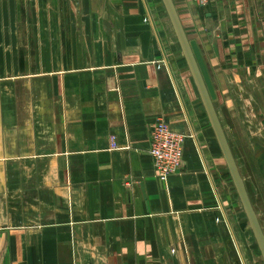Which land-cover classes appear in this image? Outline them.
Returning a JSON list of instances; mask_svg holds the SVG:
<instances>
[{
    "label": "crops",
    "instance_id": "1",
    "mask_svg": "<svg viewBox=\"0 0 264 264\" xmlns=\"http://www.w3.org/2000/svg\"><path fill=\"white\" fill-rule=\"evenodd\" d=\"M173 1L264 232V0ZM0 264H264L162 0H0Z\"/></svg>",
    "mask_w": 264,
    "mask_h": 264
},
{
    "label": "water",
    "instance_id": "2",
    "mask_svg": "<svg viewBox=\"0 0 264 264\" xmlns=\"http://www.w3.org/2000/svg\"><path fill=\"white\" fill-rule=\"evenodd\" d=\"M169 16L181 50L187 61L191 75L207 112L217 141L222 150L230 176L238 193L249 226L253 232L264 261V232L251 202L243 177L228 142L225 131L217 115L214 101L217 99L215 88L209 74L205 59L196 41H191L184 29L179 13L173 0H162Z\"/></svg>",
    "mask_w": 264,
    "mask_h": 264
},
{
    "label": "built area",
    "instance_id": "3",
    "mask_svg": "<svg viewBox=\"0 0 264 264\" xmlns=\"http://www.w3.org/2000/svg\"><path fill=\"white\" fill-rule=\"evenodd\" d=\"M217 0H193L201 7L207 8ZM185 137L174 132L162 119L151 130L150 155L154 159L157 177L161 183L177 174L183 167Z\"/></svg>",
    "mask_w": 264,
    "mask_h": 264
},
{
    "label": "rangeland",
    "instance_id": "4",
    "mask_svg": "<svg viewBox=\"0 0 264 264\" xmlns=\"http://www.w3.org/2000/svg\"><path fill=\"white\" fill-rule=\"evenodd\" d=\"M205 9H208V7ZM256 114L258 117H261L262 119H264V109L263 108H261V107L257 108L256 107ZM255 128H256L257 132H259V131L264 132V123L260 124V125H256ZM259 138H260V136H259ZM260 139H262L261 142L264 144V134H263V136H261ZM238 158H239V164L241 165V167H243V170H245L244 167H246L245 164H247V162H246L247 159L250 162H252L251 156H248L247 158L246 157L243 158L240 156ZM252 171H253V173H251ZM244 174H245V179H246L247 185H251V186L256 187V190L258 191V193H260L261 191L264 190V189H262L264 187L263 186L264 185V178L254 168L251 167V171L249 173H247L245 171Z\"/></svg>",
    "mask_w": 264,
    "mask_h": 264
}]
</instances>
